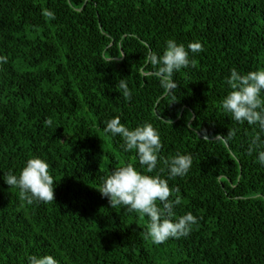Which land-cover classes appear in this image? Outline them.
<instances>
[{"label":"trees","instance_id":"trees-1","mask_svg":"<svg viewBox=\"0 0 264 264\" xmlns=\"http://www.w3.org/2000/svg\"><path fill=\"white\" fill-rule=\"evenodd\" d=\"M169 38L204 49L170 94L147 63ZM0 55V177L37 156L55 181L45 205L0 179V264L45 254L58 264H264V168L247 155L254 129L218 108L231 68L264 67V0H0ZM115 116L151 123L161 158L192 155L188 175L168 181L176 216L199 218L188 237L154 246L146 218L101 197L102 176L137 164L102 131ZM233 128L230 147L216 140Z\"/></svg>","mask_w":264,"mask_h":264},{"label":"clouds","instance_id":"clouds-1","mask_svg":"<svg viewBox=\"0 0 264 264\" xmlns=\"http://www.w3.org/2000/svg\"><path fill=\"white\" fill-rule=\"evenodd\" d=\"M43 15L49 20L55 19L50 10H45ZM203 51L199 41L185 46L169 38L165 40L160 54L149 51L147 63L155 69L154 75L160 87L170 94L177 88L174 74L194 67L193 57ZM7 62V57L0 55V64ZM222 84L227 91L219 100L218 108L236 125L247 124L254 129L248 141L247 155L255 154L254 163L264 168V67L246 73L231 68ZM117 87L119 96L130 102L133 93L127 82L121 79ZM168 122L171 124V121ZM103 123L105 136L119 137V149L123 153H134L137 164L124 163L102 176L98 188L101 197L108 200L111 209L119 208L146 218L144 238L154 246L170 239L188 237L199 223V218L191 212L176 216L174 209L180 204V199H170L173 189H170L168 181L188 175L193 164L192 155L177 151L167 159L161 158L160 133L149 122L127 127L121 123L119 116H115ZM44 124L51 127L53 121L49 118ZM236 133L237 129L233 128L226 136H217L216 140L230 147ZM49 169L47 160L33 156L25 161L19 174L9 171L3 173L0 179L9 188L18 189L20 197L28 204H52L55 181ZM165 173L166 178H162ZM26 261L27 264H58L57 259L49 254L29 255Z\"/></svg>","mask_w":264,"mask_h":264}]
</instances>
